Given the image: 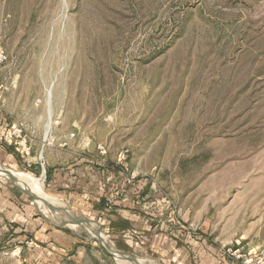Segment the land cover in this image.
Here are the masks:
<instances>
[{"label":"rangeland","instance_id":"1","mask_svg":"<svg viewBox=\"0 0 264 264\" xmlns=\"http://www.w3.org/2000/svg\"><path fill=\"white\" fill-rule=\"evenodd\" d=\"M0 51V143L18 158H0L3 169L97 221L50 191L17 149L25 139L31 154L77 151L105 169L107 198L141 184L131 192L141 211L155 214L143 204L162 194L225 247L264 249V0H0ZM40 219L0 180V264H55V247L45 252L27 232Z\"/></svg>","mask_w":264,"mask_h":264},{"label":"crops","instance_id":"2","mask_svg":"<svg viewBox=\"0 0 264 264\" xmlns=\"http://www.w3.org/2000/svg\"><path fill=\"white\" fill-rule=\"evenodd\" d=\"M4 118L0 114V130L1 125L4 126ZM6 149L8 147L0 143V158H6L9 163L17 165L16 153ZM40 155L45 172L40 165ZM21 161L25 164L32 163L36 175L45 173L46 185L50 191L63 194V198L70 203L90 207L97 215L98 220L91 221L99 225L100 236L101 229H105L110 235L123 238L126 246L121 247L120 251L145 259L148 264H241L229 252L237 247L233 244L232 247H225L227 243L217 235L211 238L213 230L205 222L184 213L181 218L184 228L165 223L169 228L165 229L167 226L163 227L155 214L141 211L137 196H131V192L140 193L136 190H141V184L135 191L128 192L129 195L126 193L123 197H116L113 210L105 209V190L108 185L103 182L105 169L99 168L94 159L79 158L77 151H32L30 158L22 157ZM113 186L115 185L112 184ZM123 192L121 191L122 195ZM74 213L77 214L75 211ZM27 232H35L41 236V240H35L41 243L45 252H50L55 247L54 251L58 253L55 264H127L120 258L118 263L103 247L76 237L69 226H55L52 222L41 220L39 226ZM128 233L145 237L146 243L139 249L132 246L125 236ZM58 237L64 242L61 243Z\"/></svg>","mask_w":264,"mask_h":264},{"label":"built area","instance_id":"3","mask_svg":"<svg viewBox=\"0 0 264 264\" xmlns=\"http://www.w3.org/2000/svg\"><path fill=\"white\" fill-rule=\"evenodd\" d=\"M5 57L3 51H0V66L4 63ZM3 86L0 83V93L2 92ZM11 135H8L5 137V142L7 145H11V141L9 138ZM20 148L17 149V152L21 155L23 158H30L31 157V151L30 148L26 145V140L22 139L21 142H19ZM103 153V152H102ZM122 158V157H120ZM120 162L122 159L119 160ZM32 163L28 162L27 166L32 167ZM41 167L44 171V164L41 163ZM116 197L119 196L118 191L115 193ZM115 195H111L109 198H106L105 207L108 211H110L115 202ZM145 210L153 209L155 211L156 216L159 218L161 225L164 227L166 224H173L177 225L178 227L184 228V224L182 223L180 219V209H178L177 205L168 197L160 195V198L155 199L154 201L150 203L143 204V207ZM166 223V224H165ZM167 226V225H166ZM169 229L168 226L165 227V229ZM127 240L130 241V239L133 240V246H136L137 244L144 245L146 243L145 237H140L138 235L128 233L125 235ZM236 247L237 249L234 251H229L230 254L237 260L240 261L241 264H264V249L263 250H250L248 253L243 254L241 253V250L238 248L241 246L240 241H236Z\"/></svg>","mask_w":264,"mask_h":264},{"label":"water","instance_id":"4","mask_svg":"<svg viewBox=\"0 0 264 264\" xmlns=\"http://www.w3.org/2000/svg\"><path fill=\"white\" fill-rule=\"evenodd\" d=\"M4 176H9L7 179L8 183L11 184L12 186H14L18 192L20 194L25 193L27 194L29 197L32 198V200L35 202V198L31 195L30 191L26 188H23L19 185V183H17V181L12 177L11 173L7 172V171H0ZM45 172V171H44ZM50 210V209H49ZM52 213H50V215L48 217L44 216L40 211L39 213L41 214V216L48 222H52L53 225L55 226H74V225H86V226H91V225H95L97 226V236L95 238H93L94 241H96L97 243H99L103 249L107 252V254H109L111 257H113L115 260H117L118 256L123 257L125 259H127L128 261H135L138 259L136 255H131L128 254L127 252L124 251H120L118 249L115 248V246L113 244L108 243L106 240H103V238L99 235L100 233V228L99 225L92 222L91 220L75 214L73 212H70L69 210H65V209H52L51 210ZM130 243L133 246V240L130 239ZM136 248H142L143 246L140 244H137L135 246Z\"/></svg>","mask_w":264,"mask_h":264},{"label":"bare ground","instance_id":"5","mask_svg":"<svg viewBox=\"0 0 264 264\" xmlns=\"http://www.w3.org/2000/svg\"><path fill=\"white\" fill-rule=\"evenodd\" d=\"M48 130H49V124L47 127V134H48ZM0 171H7L9 173H11L12 177L17 181V183H19L20 185L24 186L25 188H27L29 191L34 192V198H35V205L37 207V209L46 217H48L50 215V213H52V209H60L64 207V204L60 203L59 201H57L56 199H53L49 196H47L44 191L43 188L40 186V184H36L33 183L32 181H30L31 179H34L33 177L29 176V175H25V174H20L17 172H12L6 169H3L0 166ZM2 173V172H0ZM9 177V176H8ZM7 176H4L3 174H0V180L2 181H7V179H9ZM43 181V180H42ZM50 209V210H49ZM53 214V213H52ZM71 228L73 229H81L82 232L86 233L88 235L89 238L93 239L97 236V230L92 227V226H86V225H74L71 226ZM86 229H89L90 231L93 232V234L89 233ZM100 235V233H99ZM101 237L103 238L102 234ZM103 240H106L105 238H103ZM107 241V240H106ZM108 242V241H107ZM119 258H121L122 260H125V258L118 256L117 261L119 263ZM137 260H140V258H138ZM139 264H144V263H139Z\"/></svg>","mask_w":264,"mask_h":264},{"label":"trees","instance_id":"6","mask_svg":"<svg viewBox=\"0 0 264 264\" xmlns=\"http://www.w3.org/2000/svg\"><path fill=\"white\" fill-rule=\"evenodd\" d=\"M9 148V146H7Z\"/></svg>","mask_w":264,"mask_h":264}]
</instances>
